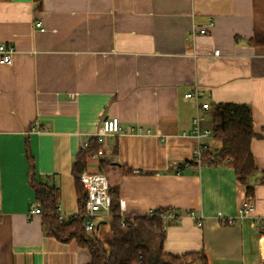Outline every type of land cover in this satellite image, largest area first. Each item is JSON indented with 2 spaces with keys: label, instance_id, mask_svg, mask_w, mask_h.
<instances>
[{
  "label": "crops",
  "instance_id": "0c3cea01",
  "mask_svg": "<svg viewBox=\"0 0 264 264\" xmlns=\"http://www.w3.org/2000/svg\"><path fill=\"white\" fill-rule=\"evenodd\" d=\"M0 44L16 51L0 64V264L91 263L75 240L46 235L43 215L29 217L36 201L26 139L37 179L59 190V213L70 216L79 211L72 165L109 118L123 131L104 139L88 170L101 160L119 164L108 176L128 218L179 212L163 253L264 264V234L254 223L264 216V0H41L39 8L36 0H0ZM196 87L212 106L252 110V216L239 218L246 188L233 168L189 164L196 105L185 94ZM207 119L210 126V112ZM208 143L215 154L222 147ZM110 229L112 219L101 221L97 233Z\"/></svg>",
  "mask_w": 264,
  "mask_h": 264
},
{
  "label": "trees",
  "instance_id": "16d2710c",
  "mask_svg": "<svg viewBox=\"0 0 264 264\" xmlns=\"http://www.w3.org/2000/svg\"><path fill=\"white\" fill-rule=\"evenodd\" d=\"M38 8L41 0H36ZM213 139L221 143V149L215 154L210 150L203 155L204 166H229L234 169L237 180L246 188V197H254V186L251 179L258 172L251 145L257 134L254 130V119L251 108L247 104L217 103L210 112ZM102 144L96 137L89 140V146L82 148L72 165L79 212L84 213L88 200L87 191L81 182V176L88 170L89 161L102 152ZM116 148L114 149V153ZM26 155L29 164L28 181L35 193V201L43 211V229L46 235L61 242L76 241L81 247L87 248L91 255L90 264H208L203 253L169 255L162 251L165 227L173 222L163 220L162 212L168 209L154 210V216H142L128 219L134 221L132 228L121 225V208L119 186L110 181L112 198L110 212L113 215L112 229L102 233H87L85 219L80 215L71 220H59V190L49 183L36 177L35 160L30 148V139H26ZM119 167L114 160H101L98 171L108 176L111 168ZM123 173L131 174L130 170L122 169ZM109 177V176H108ZM110 180V179H109ZM264 183V176L260 180ZM228 222L227 224H233ZM261 234L264 231L260 230Z\"/></svg>",
  "mask_w": 264,
  "mask_h": 264
},
{
  "label": "built area",
  "instance_id": "2783aa9c",
  "mask_svg": "<svg viewBox=\"0 0 264 264\" xmlns=\"http://www.w3.org/2000/svg\"><path fill=\"white\" fill-rule=\"evenodd\" d=\"M214 25L213 21H210L209 27ZM35 26L40 31L44 32L46 29L43 26L42 21H37ZM205 27L199 30V34H206L208 32V28ZM197 30L195 28L192 31V36L196 37ZM15 48L13 46H7L6 44H0V64H9L12 62V57L15 54ZM219 51L216 50L214 52L215 55H219ZM185 97L188 99H192L196 105V113L192 120V127L189 131L188 135L193 137L197 144L193 150V156L191 159L192 166H197L199 168L203 167V155L206 151L210 150V145L208 143V139L213 138L212 128L211 126L206 125L207 115L212 110V105L208 102H204L202 100V91L199 87H196L194 90L185 94ZM123 131L120 121L117 118H109L102 120L98 130L96 131L94 137L97 138L99 143H103L104 139L109 136H114ZM89 146V142H86L82 148H87ZM81 182L84 185L88 200L86 202V209L84 213H80L79 211L70 216H64L59 213L60 222H64L67 220H71L74 216L80 215L84 217L85 224L84 228L87 233H93L95 229L99 226L101 221H107L112 219L113 215L110 212V206L112 202V198L110 195V180L109 177L105 173H101L99 171L87 170L81 176ZM124 207V202L120 201V218L121 225L125 228L134 227V221L128 222V218L122 213V208ZM254 210L253 206V198H247L245 202L239 209V218H245L252 216V212ZM29 217L33 215H43V211L41 210L38 203H32L30 210L28 212ZM155 211L150 210L146 216H154ZM191 215L196 219V224L198 227H202L204 221L197 213L191 212ZM162 218L168 222H176L180 218V214L175 209H168L165 212H162ZM133 220V218L131 219ZM232 222V220H229ZM254 223L259 230L264 231V216L254 217ZM167 227H165L166 229Z\"/></svg>",
  "mask_w": 264,
  "mask_h": 264
},
{
  "label": "rangeland",
  "instance_id": "374dc122",
  "mask_svg": "<svg viewBox=\"0 0 264 264\" xmlns=\"http://www.w3.org/2000/svg\"><path fill=\"white\" fill-rule=\"evenodd\" d=\"M96 232H97V230H96Z\"/></svg>",
  "mask_w": 264,
  "mask_h": 264
}]
</instances>
